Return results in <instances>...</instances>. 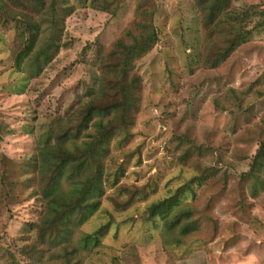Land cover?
<instances>
[{"label": "rangeland", "instance_id": "374dc122", "mask_svg": "<svg viewBox=\"0 0 264 264\" xmlns=\"http://www.w3.org/2000/svg\"><path fill=\"white\" fill-rule=\"evenodd\" d=\"M220 6L0 0V264H264V0Z\"/></svg>", "mask_w": 264, "mask_h": 264}, {"label": "trees", "instance_id": "16d2710c", "mask_svg": "<svg viewBox=\"0 0 264 264\" xmlns=\"http://www.w3.org/2000/svg\"><path fill=\"white\" fill-rule=\"evenodd\" d=\"M222 2H224V3H222ZM227 2H228V0H197L199 7L202 8L201 11L204 10L209 16L211 15L210 19H211V17H213V16L215 17L217 15L216 12L217 13L221 12L223 6H220V5L221 4L226 5ZM103 135H105V134H103ZM100 136H102V135H100ZM98 147L101 148V145L98 144ZM262 149H263V154H262L263 159L262 160H264V146H263V148L262 147L259 148V152ZM255 164H258V161H255ZM56 185H57V182H54L52 184V186L49 187V189L46 192V196H48L50 194V192L55 188ZM75 189H76V192L79 194V196H78L79 199L77 200L76 204L73 207L67 206L66 211L69 213H73L77 208H80L81 216L79 217L78 223H82L85 220V218L87 217V215H89L90 213L95 211V209L98 207V203H99V200H96V201H93V200L90 201L89 200L88 201L87 197L91 196L95 193L100 194L102 192V188L99 184L96 185L95 182H92V183L83 184L82 191H81V189L79 190L77 187H75ZM175 196H174V198L167 200L164 203V205L162 203H160V204H155L153 207L155 209H159V210H161L163 208L171 207L172 202L175 200ZM61 201H62V199L60 198V196L58 194H56V195L54 194L52 200L50 201L51 202V209L52 208L55 209V205L59 204ZM183 215L188 216V213L178 214L174 219L175 222H178L180 219V216H183ZM90 236H91V238H89L88 240H93L94 242L98 241L99 236L97 234L90 235Z\"/></svg>", "mask_w": 264, "mask_h": 264}]
</instances>
